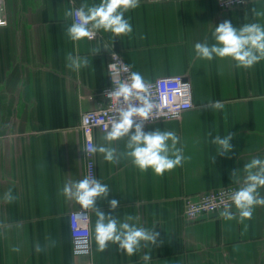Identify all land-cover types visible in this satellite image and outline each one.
Returning <instances> with one entry per match:
<instances>
[{"label":"crops","instance_id":"0c3cea01","mask_svg":"<svg viewBox=\"0 0 264 264\" xmlns=\"http://www.w3.org/2000/svg\"><path fill=\"white\" fill-rule=\"evenodd\" d=\"M99 2L3 0L8 23L0 26V264H264V205L254 207L251 219H241L236 207L228 209L232 219L220 213L197 221L185 216L188 201L225 186L241 187L244 165L264 159V60L238 68L231 58H199L194 48L215 43V26L224 20L237 28L264 25V0L230 9H220L217 0H139L125 13L130 34L101 30L95 39L72 41L66 30L73 19L65 13ZM112 51H120L147 82L189 78L194 106L179 119L145 123L146 132L173 131L183 149L181 166L163 175L141 171L123 155L127 138L109 143L103 139L107 131H94V145L113 147L117 154L109 162L93 153V178L110 188L96 206L121 222L133 216L129 223L160 235L156 245L131 256L111 243L101 252L96 212L89 210L92 251L79 256L72 251L69 214L83 208L62 190L89 177L81 118L104 103ZM68 54L87 57L88 66L69 69ZM216 101L223 107H213ZM228 134L233 149L220 156L211 141ZM9 190L12 202L5 199ZM258 191L264 197V187ZM111 199L119 201L114 211ZM145 254L151 256L147 262Z\"/></svg>","mask_w":264,"mask_h":264},{"label":"clouds","instance_id":"9594fccd","mask_svg":"<svg viewBox=\"0 0 264 264\" xmlns=\"http://www.w3.org/2000/svg\"><path fill=\"white\" fill-rule=\"evenodd\" d=\"M139 6V0H100L99 4L81 5L72 8L65 13L73 22L67 28V35L72 41L94 39L98 32L103 30L113 36L128 35L132 32V26L125 13ZM255 12V9H253ZM260 15L261 13H256ZM4 22L0 20V24ZM215 43H196L195 53L199 58L211 61L215 58H231L238 68L248 69L256 63L264 60V25L259 23H246L239 28L234 27L230 20H224L215 26L213 32ZM107 48V46H105ZM98 53L99 49H93ZM67 67L79 71L88 66V58L79 55L68 54ZM113 63L107 66L109 76L113 82V89L106 96L117 105L116 114L111 126L103 139L114 142L127 138V151L123 154L131 158L132 163L141 171L149 168L157 175H163L166 171L181 166L184 160L183 149L177 148L179 138L173 131H144L145 122L153 115L158 105L151 95L152 85L145 80L140 72H133L130 65H126L118 56L112 53ZM127 73L126 79L121 75ZM213 107H223L220 101H216ZM211 136V133H209ZM232 134L224 137L217 135L212 143L217 146V153L225 156L233 149ZM101 153L105 160L114 162L117 160L116 149L110 146L94 145L85 152ZM215 159V157H214ZM246 176L242 186L231 194V201L239 211L241 219H251L253 209L257 205H264V197H261L258 189L264 187V159L253 158L244 165ZM236 175V171L232 176ZM63 195L74 199L83 209L95 210L97 220L95 223V240L98 250L103 252L109 243L119 246V250L127 255H134L142 246L156 245L159 232L137 226L133 216H126L121 222L116 216L105 214L96 206L98 200L107 199L110 194L108 185L101 183L93 177H85L82 180L65 184ZM8 202L15 200L11 190L6 194ZM119 201L109 200L112 211L117 209ZM221 216L232 219V213L225 209ZM39 250V248L37 249ZM13 251H19L14 248ZM151 259L150 254L143 256L144 261Z\"/></svg>","mask_w":264,"mask_h":264},{"label":"built area","instance_id":"2783aa9c","mask_svg":"<svg viewBox=\"0 0 264 264\" xmlns=\"http://www.w3.org/2000/svg\"><path fill=\"white\" fill-rule=\"evenodd\" d=\"M166 1V0H149ZM220 9H230L241 7L253 0H217ZM79 8V7H75ZM0 20L6 25L5 9L3 0H0ZM100 35L97 33L96 37ZM94 38V39H95ZM115 53L124 64L129 65L120 51L110 53L109 63H113L112 53ZM131 71L133 69L130 66ZM134 72V71H133ZM127 73L121 75V79L127 78ZM109 84L102 90L104 103L100 107L83 113L81 118V127L85 139V149L94 146V131H108L113 117L116 114V103L111 101L106 93L113 89L114 85L109 76ZM152 85L151 95L158 108L154 110L153 115L145 123H154L161 120L179 119L184 111L194 106L192 83L184 75H169L158 77L149 81ZM86 167L89 177L94 176V156L90 151L86 152ZM240 187L229 185L219 189H214L198 195L193 200L188 201L185 209L186 219L197 221L204 217L219 214L225 209L235 207L230 197L231 194ZM69 230L72 240V251L75 255H89L92 251V231L91 214L87 209L73 210L69 214Z\"/></svg>","mask_w":264,"mask_h":264}]
</instances>
